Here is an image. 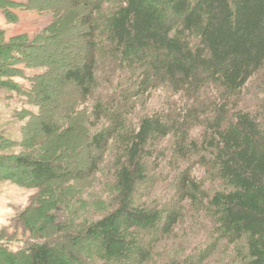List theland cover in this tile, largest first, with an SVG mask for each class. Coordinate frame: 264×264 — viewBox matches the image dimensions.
<instances>
[{"label": "trees", "instance_id": "trees-1", "mask_svg": "<svg viewBox=\"0 0 264 264\" xmlns=\"http://www.w3.org/2000/svg\"><path fill=\"white\" fill-rule=\"evenodd\" d=\"M28 1L0 9L15 22L5 5ZM48 11L55 33L0 43V88L30 117L19 141L0 135V178L35 189L19 215L34 237L0 245V264H206L218 248L227 264H264V0H56ZM64 23L80 44L57 73L30 49L53 55ZM157 90L167 97L146 110ZM90 189L93 205L81 199ZM188 222L205 246L166 251Z\"/></svg>", "mask_w": 264, "mask_h": 264}, {"label": "rangeland", "instance_id": "rangeland-1", "mask_svg": "<svg viewBox=\"0 0 264 264\" xmlns=\"http://www.w3.org/2000/svg\"><path fill=\"white\" fill-rule=\"evenodd\" d=\"M11 1L22 3L27 2V0ZM55 1L56 0H29L28 5L21 7H10L5 5L10 13H13V15L15 14L16 21H8L0 9V31L3 32L0 33V43L11 44L22 41L23 43L33 44L35 43L34 41H37L36 39L41 38L47 27H49L47 29L49 32L55 33L57 31V26L54 24L55 20L53 21L54 14L48 11V9L53 7ZM0 3H2V0H0ZM56 20L58 19L56 18ZM75 31L76 29L70 27L69 24L64 23V28L60 27L58 31L62 32L60 34V39L58 42L52 45L54 54L51 56L48 54L49 48L51 49V47H47L48 45L45 44L43 46L44 48L41 50L30 49L31 54L33 55V61H51L53 66L56 68L57 73H61L64 68L60 63H58L59 58L63 54L72 52L75 49L74 46L80 44L79 38L74 36ZM23 72L26 75L31 76L32 74L37 73L38 70L24 67ZM14 80L19 81L22 83V85H28L26 80H23L19 77H15ZM260 81L261 74L255 75L244 88V99L249 104L254 103V94L262 93V90L258 89V87L261 86L259 84ZM101 92L104 91L99 88V90L95 92V96ZM10 94L11 92L9 90L0 88V135L11 140L19 141L20 128L30 120V117L16 115V111L21 108V105L15 97L8 98ZM164 97H167V95L161 90L153 92L148 99L145 109L149 111L159 109V105L164 100ZM93 98L95 97L93 96ZM56 104L57 100H53L49 106L47 104H43V106H47V108L51 109L56 106ZM251 108H254V106L251 105ZM30 109H32V107H30ZM33 128L34 124H31L29 130H32ZM78 146L79 145L75 144L72 150L74 151L76 148H78ZM20 150L21 148L19 146H12L5 149L3 152H19ZM81 152L82 155L85 154V150H81ZM77 157L78 156L76 154L69 156L70 163H77ZM5 166L6 160L0 164V175H3V168ZM198 173L199 172L197 171V174ZM155 189L156 193L159 192L158 186H156ZM99 190L100 187L97 186L95 188V192ZM153 191L155 192L154 189ZM34 193L35 189L18 185L12 182L10 179L0 178V245H7L10 248H16L21 245L22 242H27L34 237L35 233L32 232L33 228L25 225V223L19 219L20 213L31 205L30 201ZM93 194L94 193L90 189L85 193L83 192L81 199H88L89 204L93 205V202H95V197ZM91 209V206H88L86 209L88 214H84V216L87 215V217H90L93 213ZM62 211V216L67 217L69 211L66 209H63ZM78 214L81 215V218L83 217V211H79ZM95 214L100 215L99 213ZM200 225L203 228L202 223H199L197 227ZM181 227L183 229H180L178 235L166 243V251L172 250L176 245H180L185 249L186 253H195L205 246L203 245V231L201 230V232L198 230L200 228L195 229L190 227L189 222L185 223V225H182ZM231 260L232 258L230 253L227 254V252H224L221 248H218V251H216L214 255L210 257V260H206V264H227Z\"/></svg>", "mask_w": 264, "mask_h": 264}]
</instances>
